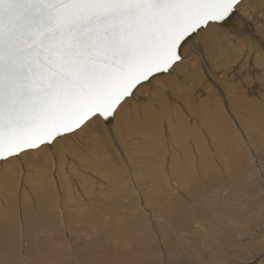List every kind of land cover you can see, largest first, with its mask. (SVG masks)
Instances as JSON below:
<instances>
[{
    "label": "bare ground",
    "instance_id": "1",
    "mask_svg": "<svg viewBox=\"0 0 264 264\" xmlns=\"http://www.w3.org/2000/svg\"><path fill=\"white\" fill-rule=\"evenodd\" d=\"M232 22L242 35L234 36L227 27L202 34L193 42L192 52L186 49L185 63L176 75L142 89L110 124L93 125L51 148L0 163V264H13L19 251L28 253L32 264H47V259L79 264L57 251L64 245L58 238L97 234L101 220L124 214L121 210L128 214L130 208L131 216L142 215L146 207L154 210V204L176 201L184 211L181 198L198 202L202 193L197 187L215 183L212 153L245 154L242 134L264 135V51L252 39L264 38V0H244ZM238 60L241 70L252 60L250 68L234 76L221 73L220 80L214 79L219 86L213 80L203 81L206 67L224 70ZM227 204L228 200L221 206L198 207L212 222L197 220L192 210L180 220L187 231L217 241L218 232L229 229V220L221 215L229 218ZM234 230L246 235L241 228ZM37 234L58 242L48 243L55 250L44 261L39 257ZM261 235L254 241H262ZM209 247L213 250L217 245L211 241Z\"/></svg>",
    "mask_w": 264,
    "mask_h": 264
},
{
    "label": "snow or ice",
    "instance_id": "2",
    "mask_svg": "<svg viewBox=\"0 0 264 264\" xmlns=\"http://www.w3.org/2000/svg\"><path fill=\"white\" fill-rule=\"evenodd\" d=\"M243 3L0 0V163L110 124L176 75L202 34L242 35L232 17ZM249 264H264V249Z\"/></svg>",
    "mask_w": 264,
    "mask_h": 264
},
{
    "label": "rangeland",
    "instance_id": "3",
    "mask_svg": "<svg viewBox=\"0 0 264 264\" xmlns=\"http://www.w3.org/2000/svg\"><path fill=\"white\" fill-rule=\"evenodd\" d=\"M241 9H244V7ZM252 39L256 43L257 48L260 51H264V49L261 48V44L264 43V38L256 36ZM251 63L252 60H250L248 64L251 65ZM248 64L246 68L242 66L244 70L240 69V60H238L236 64H227V66H225V69L227 67L226 70H221L219 68L209 70L208 66L206 70L203 71L204 73L206 72L203 81L209 83L213 80L215 85L219 86L218 80L214 79L220 80L219 76L221 73L225 72L226 76L230 73L233 76L234 74H242L250 68ZM236 71H238V73ZM254 74L253 72L252 75ZM233 76H229V80H231L230 78H233ZM224 79L227 78L224 77ZM239 130L242 129L240 128ZM246 133L247 136L241 133L243 135V145L246 149L245 154L223 153V155L221 153H212V155H214H210L214 163L213 175L216 178L213 180L215 183L210 184L207 181L197 187L196 190H201L200 193H202L198 202H192V200L190 202L181 198L179 201L185 206L186 209H184V211H180V208H178L175 203L176 201L169 204H165L164 202L154 204L156 206H153V208L157 210H155L156 217L154 213H151L154 212L151 207L145 206L146 211L143 212L145 214L141 215L140 212H138V214H133V216L130 215L132 214L130 212L133 211V208H130L131 210L127 209L128 214H125L127 211L121 210L124 214L111 217L108 221H104V219L103 221L101 220L98 223L100 232L97 234H76L72 238L67 239L64 235H61L64 238H58V240L61 241L63 239L61 243H64V245L60 246V249L57 251H59L61 255H65V259L76 258L79 264H221V262L222 264H249L251 254L264 249V237H262V241H254L261 234V236H264V135H255L247 131ZM215 154L218 156L216 157ZM251 162L254 165H249ZM214 188L215 190L213 191ZM213 193H217V195ZM227 200L228 204L226 209L227 207L229 209V218L223 213H221V215L229 220V229L219 231L218 235L215 236L217 241L203 237L201 232H189L184 228L180 219L183 214H189L190 211L187 210L195 211L194 217L201 222H212L206 215L200 214L198 207H203L206 204L213 207L215 205L221 206L222 203ZM141 207L143 206L141 205ZM174 211L177 212L175 213ZM241 223H243V225ZM121 224L124 226L122 230L120 229ZM194 227L198 226L195 225ZM236 227L246 231V235L244 236V234H240V232L239 234H235L234 229H236ZM258 228H260L259 231H262L260 233L255 232L254 237L251 238L250 235L254 233L253 231L258 230ZM180 229H182L183 232ZM238 235L240 236L239 240L236 239ZM196 236L199 239H197ZM35 239L39 245L38 251L41 255L39 257L44 261L49 258V255L55 250L54 246L48 243L58 242L53 240L50 236H45L43 234H37ZM121 240L125 241V246L121 244L123 242H121ZM198 241H200V243ZM211 241L215 242L219 248L218 250L217 247H212L213 250H211L210 247V249L207 248ZM227 241L229 243H227ZM42 243L45 245H42ZM257 243L258 245H256ZM223 249V252L229 255L228 258L224 257V253L222 252ZM27 254L28 253L23 254L19 251L16 258L12 261L13 264H32L31 258H28ZM119 255L121 257H118ZM210 255L212 259H210ZM46 262L47 264H56L53 260L50 261L49 259H47ZM62 264L71 263L69 261L68 263L67 261L66 263L63 261Z\"/></svg>",
    "mask_w": 264,
    "mask_h": 264
}]
</instances>
